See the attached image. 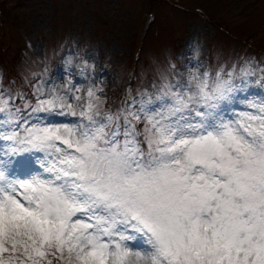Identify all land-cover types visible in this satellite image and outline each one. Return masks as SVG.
Instances as JSON below:
<instances>
[{
    "label": "snow or ice",
    "instance_id": "1",
    "mask_svg": "<svg viewBox=\"0 0 264 264\" xmlns=\"http://www.w3.org/2000/svg\"><path fill=\"white\" fill-rule=\"evenodd\" d=\"M254 74L242 69L237 84L234 70L205 72L185 91L169 86L166 112L142 101L120 113L123 131L93 88L76 126L29 127L9 110L0 119V264H264V102L225 119ZM71 92L53 90L32 112L77 116L65 97H81ZM10 100L0 98V113Z\"/></svg>",
    "mask_w": 264,
    "mask_h": 264
},
{
    "label": "rangeland",
    "instance_id": "2",
    "mask_svg": "<svg viewBox=\"0 0 264 264\" xmlns=\"http://www.w3.org/2000/svg\"><path fill=\"white\" fill-rule=\"evenodd\" d=\"M172 47L179 53L182 76L171 83L177 77H168ZM216 54L226 59L223 64ZM215 59V66L208 68ZM135 62L136 84L127 87L125 77ZM4 67L17 82V74L25 83L42 78L35 101L26 102L29 112L38 100L51 98L53 90L64 95L71 88L69 96L81 97L79 101L65 97L77 116L32 112L33 116H24L29 127L38 122L76 126L89 88L97 90L102 114L115 116L116 103L107 104L106 97L117 87L124 88L132 105L143 101L149 111L166 112L169 86L172 92L185 91L192 77L202 79L205 72L214 77L221 70L224 78L234 70L233 80L239 84L241 70L248 68L255 74L244 77L250 86L236 94L241 102L225 106L229 109L225 119H232L253 111L251 104L264 102L259 71L264 68V0H0V86ZM27 93L31 97L29 89ZM0 98L7 100V93ZM19 99L20 92L15 91V104ZM9 110L15 108L5 109L0 119ZM31 155L35 160L43 154ZM39 171L36 164L32 174ZM134 246L143 247L142 240Z\"/></svg>",
    "mask_w": 264,
    "mask_h": 264
},
{
    "label": "trees",
    "instance_id": "3",
    "mask_svg": "<svg viewBox=\"0 0 264 264\" xmlns=\"http://www.w3.org/2000/svg\"><path fill=\"white\" fill-rule=\"evenodd\" d=\"M2 53V59H3V61H4V58H3V51L1 52ZM10 76H11V74L10 73H4V80L2 81V85L0 86V94H3L4 92L6 93V92H13L14 91V88H13V84H12V82L10 81ZM31 87H32V84H30V85H28V86H24L23 87V90L25 91V94L27 95L28 93H27V89H29V93H30V95L32 94V89H31ZM39 91H40V88H38L36 91H35V93H39ZM33 95L34 94H32L31 95V97L30 96H28L31 100H35V98L33 97ZM121 97V96H120ZM106 102H107V104H112L113 102H112V99L110 98V95H108L107 96V98H106ZM9 103L11 104V106H13V100H12V98H11V100L9 101ZM135 108H136V110H137V106H135ZM120 113H122V110L119 108L118 110H117V112H116V114H118V115H120ZM121 116V115H120ZM121 131H122V128H121ZM139 131H141L140 133L141 134H143V132H144V124H143V122H139ZM139 139L140 140H143V135H141L140 137H139ZM47 260H51L52 261V264H55V260H54V258H52L51 256H50V259L49 258H47Z\"/></svg>",
    "mask_w": 264,
    "mask_h": 264
}]
</instances>
